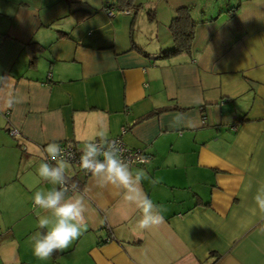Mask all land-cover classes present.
I'll return each instance as SVG.
<instances>
[{
    "label": "crops",
    "instance_id": "crops-1",
    "mask_svg": "<svg viewBox=\"0 0 264 264\" xmlns=\"http://www.w3.org/2000/svg\"><path fill=\"white\" fill-rule=\"evenodd\" d=\"M114 1L0 0V76H11L0 86V167L10 165L0 173V264H264L254 201L264 186V0H137L109 15ZM183 6L198 21L192 52L158 58ZM77 8L93 13L76 22ZM11 97L20 102L8 107ZM170 105L178 109L137 122ZM179 114L198 126L174 125ZM102 133L151 154L130 168L144 170L139 188L163 222L139 229L122 190L72 167L84 186L69 195L85 196L87 228L38 260L31 237L45 213L33 196L53 188L38 174L47 145Z\"/></svg>",
    "mask_w": 264,
    "mask_h": 264
},
{
    "label": "clouds",
    "instance_id": "clouds-1",
    "mask_svg": "<svg viewBox=\"0 0 264 264\" xmlns=\"http://www.w3.org/2000/svg\"><path fill=\"white\" fill-rule=\"evenodd\" d=\"M10 79L11 76H0V86L6 85ZM19 102L18 98L11 97L7 106L12 107ZM173 123L196 127L199 121L179 114ZM100 137L103 143L88 141L84 144L79 161L81 169L91 174L97 187L112 186L126 194L127 200L141 213L137 222L139 229L159 227L163 222L162 206L154 204L139 188L141 181L147 178L144 170L138 169L133 173L122 158L121 149L116 144L113 148L103 133ZM46 153L47 161L40 164L38 174L43 181L52 184L53 188L35 192L33 203L45 213L42 215L38 212L37 215L39 228L47 231H37L31 237L33 255L42 261L50 259L55 253L66 251L87 228L85 196L78 191L75 195H69V188L78 189V185L75 182L69 184L68 161L64 149L59 143L53 142L47 145ZM254 201L259 210L264 212V186L257 190Z\"/></svg>",
    "mask_w": 264,
    "mask_h": 264
},
{
    "label": "trees",
    "instance_id": "trees-1",
    "mask_svg": "<svg viewBox=\"0 0 264 264\" xmlns=\"http://www.w3.org/2000/svg\"><path fill=\"white\" fill-rule=\"evenodd\" d=\"M135 6H139L137 4V0H116L112 3L106 2L105 8L106 9L112 8L114 9L115 12L116 10L125 12L127 9H130ZM235 8L237 7H232L230 9L235 11ZM92 13L93 11L85 9V8H77V9L72 10V15L75 16L76 22H80V20H82L83 18H85L86 16ZM148 16L151 21L156 20V12L153 9L148 10ZM197 25H198V21L192 15V7L191 6L190 7L189 6L179 7L176 10L174 17L172 18L169 24V30L173 38V46L169 49L161 50L160 53L158 54V58H163V59L172 58L181 53H187V54L191 53L195 34H196ZM61 33L64 36L69 37L68 32L61 31ZM132 40H133V35H132ZM132 43H133L132 49L134 48V49H138L139 51L144 52L142 47L137 45L134 40L132 41ZM176 109H178V107L175 105L159 107V108L149 111L145 115H142L137 122L143 121L155 115H159L163 112L176 110ZM130 127H131L130 125L127 126L126 131L129 130ZM78 171H83V170L78 169ZM88 175H90V173H87V176ZM72 182H75L78 185V189H82L84 186L82 180L78 178L76 175L70 176L69 183L71 184ZM42 231H47V230L43 229ZM57 255L58 253H55L53 256L56 257Z\"/></svg>",
    "mask_w": 264,
    "mask_h": 264
},
{
    "label": "built area",
    "instance_id": "built-area-1",
    "mask_svg": "<svg viewBox=\"0 0 264 264\" xmlns=\"http://www.w3.org/2000/svg\"><path fill=\"white\" fill-rule=\"evenodd\" d=\"M106 11L109 15L115 14L114 9L112 8H108L106 9ZM236 127L237 125L233 126V128H236ZM17 133L19 132L16 129L11 130L12 135H16ZM106 140L109 143H112L113 148L115 147V144H116L121 149L122 158L129 164V166L145 165V164H148L152 159V156L148 154L147 152H145L144 150L136 149V148H132L128 146L121 137H111V138H106ZM92 141H96L97 143H99L101 141V138H97ZM85 143L86 142L79 143V144L74 143V142H65V143L60 144V147L64 149L65 151L68 164H70L75 169L82 170L80 167L79 161H80L81 152H82V149ZM101 143H103V141H101ZM74 190H75L74 187H70L69 193H72Z\"/></svg>",
    "mask_w": 264,
    "mask_h": 264
},
{
    "label": "rangeland",
    "instance_id": "rangeland-1",
    "mask_svg": "<svg viewBox=\"0 0 264 264\" xmlns=\"http://www.w3.org/2000/svg\"><path fill=\"white\" fill-rule=\"evenodd\" d=\"M1 155H2V154H0V156H1ZM7 156H8V153H7V155H5V157H7ZM7 160H8V159H7ZM8 161H9V160H8ZM4 164H5L6 167H4V168L0 167V173H1V174H6L8 171L5 170V169L10 168V165H9L7 162H4ZM7 165H9V166H7ZM69 169H70V170H69ZM72 169H73L72 166H71L70 164L67 163V170H68V171H71ZM77 170H78V169H77ZM13 171H14V170H13ZM7 236H10V235H9L8 233H3V234H1V242L4 241V244H6L7 247H8L9 249L15 251V249H14V243H12L11 240L9 239V237H7Z\"/></svg>",
    "mask_w": 264,
    "mask_h": 264
}]
</instances>
